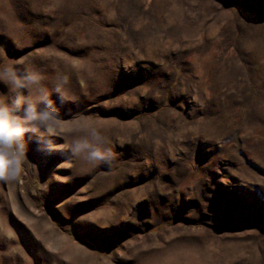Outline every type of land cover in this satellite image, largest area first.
<instances>
[{
    "label": "rangeland",
    "instance_id": "1",
    "mask_svg": "<svg viewBox=\"0 0 264 264\" xmlns=\"http://www.w3.org/2000/svg\"><path fill=\"white\" fill-rule=\"evenodd\" d=\"M4 66L57 120L0 180V264H264V0H0Z\"/></svg>",
    "mask_w": 264,
    "mask_h": 264
},
{
    "label": "clouds",
    "instance_id": "2",
    "mask_svg": "<svg viewBox=\"0 0 264 264\" xmlns=\"http://www.w3.org/2000/svg\"><path fill=\"white\" fill-rule=\"evenodd\" d=\"M43 79L35 70L18 73L11 66L0 68V83L6 81L8 87L7 93H0V180L19 179L27 151L26 137H35L42 151L53 150L51 140L45 138V129L51 132L57 109ZM53 92L64 101L60 84H53ZM100 140L93 128L88 137L72 142L71 153H83L89 161L106 162L112 153L101 146Z\"/></svg>",
    "mask_w": 264,
    "mask_h": 264
}]
</instances>
